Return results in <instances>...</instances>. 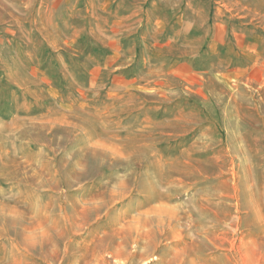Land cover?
I'll list each match as a JSON object with an SVG mask.
<instances>
[{
	"label": "rangeland",
	"instance_id": "rangeland-1",
	"mask_svg": "<svg viewBox=\"0 0 264 264\" xmlns=\"http://www.w3.org/2000/svg\"><path fill=\"white\" fill-rule=\"evenodd\" d=\"M147 248L264 264V0H0V264Z\"/></svg>",
	"mask_w": 264,
	"mask_h": 264
},
{
	"label": "bare ground",
	"instance_id": "bare-ground-1",
	"mask_svg": "<svg viewBox=\"0 0 264 264\" xmlns=\"http://www.w3.org/2000/svg\"><path fill=\"white\" fill-rule=\"evenodd\" d=\"M152 197V200H153V196L154 195H151ZM149 199V198H148ZM150 200V199H149ZM154 200H157V199H154ZM153 200V201H154ZM168 201V200H167ZM150 202V201H149ZM170 202V201H169ZM152 203V202H151ZM166 208V207H165ZM157 209V208H156ZM173 209V208H172ZM174 210V209H173ZM160 213V212H159ZM168 213V212H167ZM240 213V212H239ZM141 215V214H140ZM150 216V215H149ZM147 217V216H146ZM173 219V218H172ZM151 220V219H150ZM158 220V219H157ZM147 222V221H146ZM238 222V221H237ZM160 223H161V221H160ZM233 225H235V224H233ZM230 226V225H229ZM237 227V226H236ZM232 228V227H231ZM237 229V228H236ZM233 231V230H232ZM226 234V233H225ZM140 236V235H139ZM147 237H150V235L149 236H147ZM147 237H145L146 239H147ZM145 239V240H146ZM145 240H144V242H145ZM150 240V239H149ZM152 240V239H151ZM150 242V241H149ZM151 243V242H150ZM153 243V242H152ZM176 243V242H175ZM147 244V243H146ZM145 250V249H144ZM216 251H221L220 249H218V250H216ZM223 251V250H222ZM214 252V251H213ZM140 253V252H139ZM218 253V252H217ZM114 254H117V252H115ZM150 255H149V251H148V248L144 251V252H142V253H140L139 254V257H140V259L141 260H145V259H148V257H149ZM209 256H210V254H209ZM120 257V256H119ZM211 259V258H210ZM212 260V259H211ZM215 261V260H214ZM145 262V263H144ZM143 263L144 264H149L150 263V261H144ZM212 262V261H211ZM214 264H219V261L217 262V261H215V262H213ZM245 263V262H244ZM118 264H124V263H121V262H118ZM227 264H232L230 261H227Z\"/></svg>",
	"mask_w": 264,
	"mask_h": 264
}]
</instances>
